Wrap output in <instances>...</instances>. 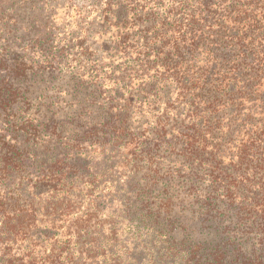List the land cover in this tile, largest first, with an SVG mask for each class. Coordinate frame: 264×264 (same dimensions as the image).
Masks as SVG:
<instances>
[{
  "label": "trees",
  "instance_id": "trees-1",
  "mask_svg": "<svg viewBox=\"0 0 264 264\" xmlns=\"http://www.w3.org/2000/svg\"><path fill=\"white\" fill-rule=\"evenodd\" d=\"M35 2H25L38 13L28 17V26L17 0H0V184L6 186L16 177L29 190L62 192L54 194L56 205H62L76 175H87L96 183L89 169L75 160L76 151L87 143L99 151L123 147V167L142 172V182H129L119 195L125 222L155 232L167 254L180 256L183 264H228V254L235 257L233 264H264V0H197L196 15L177 21L171 36L145 55L139 81L157 78L175 84L174 95L166 98L167 108L152 129L149 123L143 130L136 126L133 98L124 97L125 103L111 106L106 118L85 132L72 133L70 139L52 116L47 115L46 121L26 118L49 65L60 60L50 46L48 21L42 19L46 10ZM115 44L122 49L121 40ZM44 46L49 55L41 63L37 49ZM47 133L54 143L62 141L66 151H49L54 160L31 181L28 175L36 169L31 155ZM167 158L179 165L165 168ZM175 181L185 188L178 185V194L171 193ZM157 189L166 196H159L162 202L156 207ZM21 190L0 195V237L7 234L14 242L25 240L35 228L36 199L30 193L25 197ZM188 201L203 210L206 222L224 223L219 230L224 246L214 244L209 234L194 236V231L181 226L176 211ZM94 211L98 210L69 227L78 243L88 247L81 249L84 264L97 257L85 244L91 247L95 241L94 225L105 224L96 221ZM117 233L111 236L113 245L120 243ZM52 254V264H58L60 250ZM132 261L129 249L113 264ZM0 264L29 263L1 257Z\"/></svg>",
  "mask_w": 264,
  "mask_h": 264
},
{
  "label": "rangeland",
  "instance_id": "rangeland-1",
  "mask_svg": "<svg viewBox=\"0 0 264 264\" xmlns=\"http://www.w3.org/2000/svg\"><path fill=\"white\" fill-rule=\"evenodd\" d=\"M28 1L30 0H17L18 4L22 5L20 17L29 26L31 20L28 17H38V13L30 10V5L25 3ZM195 1L197 0L35 2L36 6L46 10H42V19L48 21L52 41L50 46L57 56L60 54V60L49 65L44 80L32 95L35 102L26 118L31 116L34 120L41 118L46 121L47 115L52 116L51 119H56L64 126L62 130L67 131L65 136L70 139L72 133L85 132L94 123L106 118L111 106L125 103L124 97H132V113L136 126L143 130V125L149 123L148 126L152 129L167 108L166 98L174 95L175 84L157 78H151L145 83L139 81L143 80L142 61L147 53L153 54L150 50L154 46L164 43V37L171 36L177 29V21L192 19V16L196 15ZM125 36L129 37L123 40ZM26 39L27 42L31 40ZM119 40L124 46L120 50L115 46ZM108 45L113 46L112 49H107ZM37 50L39 60L43 63L49 55L47 46ZM44 135L43 140L35 143L34 153L31 155L36 166L34 172L28 175L31 181H36V172L43 171L54 160L51 152L58 154L66 151L62 141L58 142L57 139V143H54L55 139L52 140L48 133ZM74 157L77 163L89 169L88 173L94 175L93 180L96 183L92 184L87 175H76L78 177L73 180L72 188H67L69 194L62 205H56L58 196L54 195L62 192L49 188L29 190L21 185L22 181L16 177L9 179L6 186L0 184V195L4 194L3 196L10 190L23 189L21 192L25 197L30 193L36 199L37 210L33 214L35 228L30 229L32 233L27 234L25 240L14 242L7 238V234L0 237V259L24 258L29 264H52L49 257H53L52 251L58 248L61 252V261L58 264H84L81 249L88 247L78 243L77 235L70 234L69 227L78 218L96 209V221H103L105 224L94 225L93 229H97V233L91 247L90 243H85L89 249H94L93 255L98 257L90 258L88 264H113L114 259L129 249L133 261L128 264L184 263L180 256L167 254V246L162 244L155 232L150 233L135 222L129 225L124 221V206L122 199H118L122 195H119L124 193L123 190L128 187L129 182L140 180L141 183L142 172L123 167V147H108L99 151L94 149V145L87 143L84 150L75 152ZM168 165L178 166L179 163L174 158H167L163 166L167 168ZM26 182L28 181L25 180ZM178 185L185 189L175 181L171 193L180 192ZM201 191L202 188V194ZM154 195H157V207L162 202L159 196H166V193L157 189ZM92 199H95L96 203H93ZM134 201L135 198H132V202ZM176 217L187 231H194V236L209 234L214 244L224 246L221 241L223 238L219 234L224 223L220 225L215 221L206 222L208 216L202 209L199 211L196 204L190 206L189 201L186 202L177 209ZM1 219L0 217V225ZM180 230L182 228H179L178 234ZM113 232H118L120 243L116 245H113L114 239L111 237ZM185 234L183 236L187 238ZM89 238L86 237L88 240ZM227 258L228 264H233L235 257L228 254Z\"/></svg>",
  "mask_w": 264,
  "mask_h": 264
}]
</instances>
